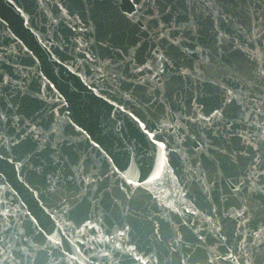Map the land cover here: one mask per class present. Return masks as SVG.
<instances>
[{"label":"water","instance_id":"1","mask_svg":"<svg viewBox=\"0 0 264 264\" xmlns=\"http://www.w3.org/2000/svg\"><path fill=\"white\" fill-rule=\"evenodd\" d=\"M0 264H264V0H0Z\"/></svg>","mask_w":264,"mask_h":264}]
</instances>
